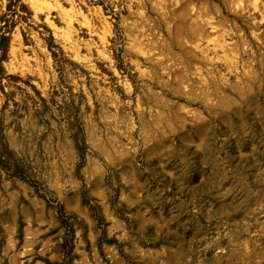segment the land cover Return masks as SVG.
Segmentation results:
<instances>
[{"label": "rangeland", "instance_id": "374dc122", "mask_svg": "<svg viewBox=\"0 0 264 264\" xmlns=\"http://www.w3.org/2000/svg\"><path fill=\"white\" fill-rule=\"evenodd\" d=\"M0 32V264H264V0H0Z\"/></svg>", "mask_w": 264, "mask_h": 264}, {"label": "trees", "instance_id": "16d2710c", "mask_svg": "<svg viewBox=\"0 0 264 264\" xmlns=\"http://www.w3.org/2000/svg\"><path fill=\"white\" fill-rule=\"evenodd\" d=\"M16 1H19V0H16ZM50 38L52 40V36ZM9 41H10V37L8 35V32H0V78H3V75H4V69L2 67V62L7 58ZM48 45H49V48H52V46L54 45L53 41H51ZM52 54L55 55L57 54V52L52 51ZM74 141H75L78 151L80 152V157L83 158V151L85 148L83 138L80 139L79 137L74 136ZM8 150L10 149H8L6 145L3 147V149H0V165L2 166H6V161H7L8 156L5 157V155L8 154L9 152ZM47 264H70V262L52 263L50 261H47Z\"/></svg>", "mask_w": 264, "mask_h": 264}, {"label": "clouds", "instance_id": "9594fccd", "mask_svg": "<svg viewBox=\"0 0 264 264\" xmlns=\"http://www.w3.org/2000/svg\"><path fill=\"white\" fill-rule=\"evenodd\" d=\"M3 2L6 3L7 0H3ZM237 2H238V4L240 6H243V4H244V0H237ZM252 2H253V4H259L260 3V0H252ZM195 159H198V157L197 158H194V162H195ZM191 180H192V177L191 176L185 177V182H189L190 183Z\"/></svg>", "mask_w": 264, "mask_h": 264}]
</instances>
